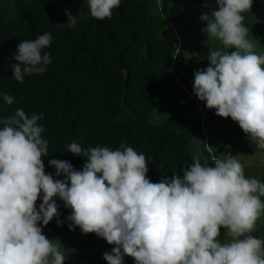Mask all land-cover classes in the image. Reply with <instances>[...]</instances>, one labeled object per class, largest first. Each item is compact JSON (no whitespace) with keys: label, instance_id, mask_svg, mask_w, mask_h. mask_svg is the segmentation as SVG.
<instances>
[{"label":"clouds","instance_id":"obj_1","mask_svg":"<svg viewBox=\"0 0 264 264\" xmlns=\"http://www.w3.org/2000/svg\"><path fill=\"white\" fill-rule=\"evenodd\" d=\"M120 2L88 0L90 15L111 18ZM217 3L211 16L200 17L207 22L202 31L235 51L211 48L210 66L195 72L194 92L216 115L231 117L264 150V54L255 52L242 15L251 10L253 0ZM65 12L66 25L74 27L75 16ZM51 41L44 33L18 44V63L10 65L16 81L46 71L50 53L42 50ZM3 98L13 103L10 95ZM39 119L16 109L0 129V264H64L60 244L38 226L58 216L55 196L72 210L69 230L78 226L115 245L103 254L107 264H123L124 255L136 264H264V240L250 235L264 215V183L246 178L236 156L221 154L214 167L202 166L193 157L183 178L174 174L171 180L153 183L146 176L145 156L132 147L82 148L72 142L68 152L86 156L87 162L77 171L67 161L49 160L56 176L64 174L65 180H59L45 173L42 157L48 155V142L41 138ZM221 228L229 242L219 241Z\"/></svg>","mask_w":264,"mask_h":264},{"label":"trees","instance_id":"obj_2","mask_svg":"<svg viewBox=\"0 0 264 264\" xmlns=\"http://www.w3.org/2000/svg\"><path fill=\"white\" fill-rule=\"evenodd\" d=\"M258 2L253 0L251 10ZM66 9L75 16L74 27L66 25ZM184 15L183 0H121L111 18L103 20L90 15L88 0H0V129L16 109L39 116L41 138L48 142V155L42 157L45 173L59 180L65 176H56L49 160L67 161L77 171L87 162L86 156L68 152L72 142L82 148L132 147L145 156L146 176L153 183L174 174L183 178L193 157L214 167L219 152L195 142L202 125L186 119L188 97L175 78L183 68L184 51L169 30ZM44 33L52 37L42 50L50 53L46 71L16 81L10 65L18 63V44ZM4 94L13 97L11 105ZM53 199L58 216L38 226L57 241L80 228L69 230L72 210L59 196ZM227 236L221 228L219 241Z\"/></svg>","mask_w":264,"mask_h":264},{"label":"rangeland","instance_id":"obj_3","mask_svg":"<svg viewBox=\"0 0 264 264\" xmlns=\"http://www.w3.org/2000/svg\"><path fill=\"white\" fill-rule=\"evenodd\" d=\"M183 3L185 15L172 25L169 32L177 39L178 49L184 51L183 68L175 74V78L177 85L188 97V104L185 107L186 119L202 125L195 142L200 145L205 144L212 153L218 151L220 158H223L221 154L236 156L244 167L246 178H255L264 183V150L252 143L249 136L231 117L223 118L216 115V110L207 108L206 101L199 100L194 92L195 72L206 71L210 66L208 60L210 49L229 53L235 51L224 48L218 39L208 38L207 33L202 31L207 26V22L200 17L202 14L211 16L214 10H218L217 0L194 4L190 0H183ZM242 15L243 25L248 29V39L255 45V52L264 54L261 40L264 38V0H259L253 10ZM170 106L174 107L175 103H170ZM158 117L162 119L165 115L160 114ZM223 147L226 150L221 149V151L220 148ZM199 150L200 147H197L196 151ZM261 201L264 202V197H261ZM250 235L264 240V215L257 220L256 228ZM230 240L231 237L227 236L221 244ZM53 243L60 244V250L65 256L64 264H107L103 254L111 253L112 248L115 247L95 233L85 234L80 229L63 236L58 241L53 240ZM123 264H136V262L132 257L124 255Z\"/></svg>","mask_w":264,"mask_h":264}]
</instances>
